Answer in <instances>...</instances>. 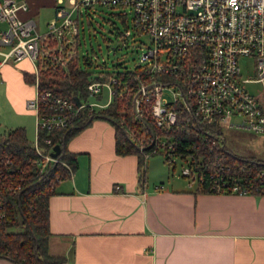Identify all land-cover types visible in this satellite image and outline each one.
<instances>
[{"label":"built area","instance_id":"1","mask_svg":"<svg viewBox=\"0 0 264 264\" xmlns=\"http://www.w3.org/2000/svg\"><path fill=\"white\" fill-rule=\"evenodd\" d=\"M54 6L55 16L47 22V31L40 32L33 17L21 14L30 9L29 0H0V67L23 58L35 64L37 91L27 105L36 115L37 136L32 144L38 155V176L61 161L52 154L59 142L43 132L72 125L84 107L107 106L117 77L91 81L88 90L93 99H79L78 105L65 95L41 89L37 62L54 50L50 37L58 41L55 49L59 52L64 43L74 46L79 13L108 7L131 14L135 29L150 39L139 54L138 70L133 69L135 83L131 86L127 81L122 90L132 95L136 117L155 123L150 148L141 146L145 158L161 153L174 169L176 157H181L187 162L182 175L189 186L204 183L207 173L206 182L215 193L264 190V168L233 173L237 163L224 161L225 143L200 126L236 127L264 134V88L254 92L246 86L264 82V0H55ZM243 58L251 59L254 77L241 73L239 61ZM100 93L105 94L102 100L95 97ZM188 126L203 141L206 152L212 153L206 161L203 156L177 149V133ZM13 168L11 158L3 159L0 175Z\"/></svg>","mask_w":264,"mask_h":264},{"label":"crops","instance_id":"2","mask_svg":"<svg viewBox=\"0 0 264 264\" xmlns=\"http://www.w3.org/2000/svg\"><path fill=\"white\" fill-rule=\"evenodd\" d=\"M29 1L23 17L35 19L45 3L55 8V0ZM26 74L35 75L30 58L0 67V134L34 129L27 102L37 88ZM115 143V127L104 118L68 141L78 168L49 199L50 252L65 255L63 264H264V194L141 184L139 156L118 154ZM0 264L18 263L0 256Z\"/></svg>","mask_w":264,"mask_h":264},{"label":"trees","instance_id":"3","mask_svg":"<svg viewBox=\"0 0 264 264\" xmlns=\"http://www.w3.org/2000/svg\"><path fill=\"white\" fill-rule=\"evenodd\" d=\"M87 14L90 12L85 11ZM83 13V12H82ZM79 15L77 22L79 24ZM124 22L127 21V14L124 12L117 14ZM129 29L121 32L125 36ZM80 29L74 35L75 44L64 43L63 51L57 46L58 41L50 37V47L54 50L50 52L47 59H39V82L41 89H50L55 93L65 95L72 100H91L88 84L91 81H102L117 77L115 82V93L112 101L104 107L91 109L89 106L81 109L74 123L68 127L56 128L49 132H43L44 136H51L55 143H63L64 147L59 155L60 162L49 166L43 176H38L39 166L37 164L38 155L29 139L26 128L19 126L6 130L0 134V165L1 161L11 158L13 171L3 170L0 175L1 201L0 206V256L6 257L18 264H63L68 258L65 255H56L50 252V196L55 192L53 185L57 184V179H66L71 176V171L78 168V153L68 148L69 139L86 127L95 118H104L112 122L115 127L116 152L120 155L137 154L140 158V173L145 164V156L141 150L150 148L155 131V123L150 118L144 121L139 120L133 109V97L131 94L122 92L125 83L134 84V70H118L112 72L94 73L82 68V63L91 65L87 54L80 52ZM135 70H138L137 66ZM33 77V78H32ZM29 81H35V75L26 74ZM132 81V83L130 82ZM102 100L104 94L95 96ZM203 131L224 142L222 129L214 125L201 124ZM70 128V129H69ZM177 149L181 152L190 151L195 157L203 156L205 161L212 153L206 152L203 141L198 138L193 127L188 126L183 131L177 133ZM136 145H139L138 148ZM194 145L201 146L200 154ZM205 149H203V148ZM226 155L224 161L231 164L236 162L237 166L232 168L233 173H248V168H264V159L254 156H239L224 145ZM3 165V164H2ZM244 166L243 170L240 169ZM5 169V168H4ZM145 174L140 175V183L144 184ZM143 178V182H142ZM208 179L205 173V182H197L194 190L197 192H213L208 186ZM20 186V187H16ZM16 187V188H15ZM252 194L263 195L264 190L256 191Z\"/></svg>","mask_w":264,"mask_h":264},{"label":"rangeland","instance_id":"4","mask_svg":"<svg viewBox=\"0 0 264 264\" xmlns=\"http://www.w3.org/2000/svg\"><path fill=\"white\" fill-rule=\"evenodd\" d=\"M123 8L97 7L94 11H85L79 15L80 52L87 54L91 65L82 63V68L94 73L112 72L118 70H133L139 63V54L143 51L145 43L149 42V35L138 32L132 22L131 14L124 22L117 14ZM55 16V8L48 3L41 5L35 19L39 22L40 32L47 31L46 23ZM129 29L122 39L121 32ZM250 58L240 59L241 73L245 77H254ZM246 86L254 92L264 88V82L247 83ZM169 93V91H167ZM105 97V94H104ZM34 129L28 134L31 141L37 136L36 119ZM224 143L227 149L239 156H254L264 159V134H256L236 127L222 128ZM155 160V168L149 172V160ZM176 167L166 162L161 153L150 155L143 166L141 176L145 181L155 186L165 184L188 185V179L182 175V168L187 163L183 158L176 157ZM141 180V179H140ZM143 182V178H142Z\"/></svg>","mask_w":264,"mask_h":264},{"label":"water","instance_id":"5","mask_svg":"<svg viewBox=\"0 0 264 264\" xmlns=\"http://www.w3.org/2000/svg\"><path fill=\"white\" fill-rule=\"evenodd\" d=\"M76 103L78 104V105H80V100H79V98H76ZM70 129V128H69ZM64 144H65V139L63 140V143H57V144H55L54 145V150H53V152H52V154L54 155V156H59L60 155V153H61V150H62V148L64 147ZM138 148H140V146L139 145H136Z\"/></svg>","mask_w":264,"mask_h":264}]
</instances>
